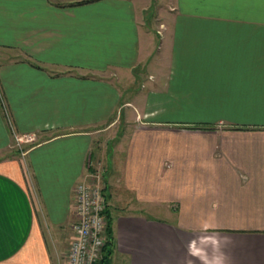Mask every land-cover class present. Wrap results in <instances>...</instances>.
Instances as JSON below:
<instances>
[{
  "label": "crops",
  "instance_id": "obj_1",
  "mask_svg": "<svg viewBox=\"0 0 264 264\" xmlns=\"http://www.w3.org/2000/svg\"><path fill=\"white\" fill-rule=\"evenodd\" d=\"M156 2L0 0L3 99L41 134L2 158L0 106V264H67L94 170L108 264H204L192 241L210 264H264V0H174L161 24Z\"/></svg>",
  "mask_w": 264,
  "mask_h": 264
},
{
  "label": "built area",
  "instance_id": "obj_2",
  "mask_svg": "<svg viewBox=\"0 0 264 264\" xmlns=\"http://www.w3.org/2000/svg\"><path fill=\"white\" fill-rule=\"evenodd\" d=\"M0 106L5 112L10 129L13 130L1 88ZM13 134L16 146L20 149L37 142L36 134L22 137L17 132ZM103 174L102 170L88 172L85 179L73 190L74 239L66 256L67 264H98L102 257L107 241L106 211L108 207L103 187Z\"/></svg>",
  "mask_w": 264,
  "mask_h": 264
},
{
  "label": "rangeland",
  "instance_id": "obj_3",
  "mask_svg": "<svg viewBox=\"0 0 264 264\" xmlns=\"http://www.w3.org/2000/svg\"><path fill=\"white\" fill-rule=\"evenodd\" d=\"M156 1H157L156 2V5L153 4V10L150 11V8H149L147 10V12H148L149 15L151 14V12L153 13V11L156 12V16H158V18L161 20V22H159V24H161L163 21L165 22V19L166 18H164L163 16H161L162 17L161 18V17H159V15L161 13L164 14V13H167L168 11H170L173 8L174 0H156ZM147 17H150V16H147ZM157 24H158V22H156L154 19H152L151 26L152 27H155ZM157 45H158V41H157ZM130 86L131 87H130L129 90L131 91V93H130V95L129 94H125V97H124L125 99H127V98H131L132 99L131 96L133 94H135L138 89L140 90V86H137L136 84H131ZM5 105H6V108H7V103H5ZM3 116H4L5 121L7 122V118H6V115H5V112L4 111H3ZM9 116H10V120L12 121V124H13L14 129L11 130L10 127H9V125L7 124L8 122L6 123L7 124L6 127L8 126L7 129H9V132L10 133L8 132L9 134H8V140H7L8 143L6 144L7 146L2 150V156H3L2 158L15 157V158H18V159H20V158L21 159H25L26 158L25 156L29 153V151L31 150V148L33 146H35L37 143H35L34 145H28V146L26 145V147L24 146L22 149L18 148L16 146L15 138H14V134L13 133L14 132L15 133L17 132L21 137L22 136L29 135V134H33V133H30V132H21L14 125V122H13V119H12L10 113H9ZM36 136H37L36 140L37 141L40 140L41 134L39 133ZM97 137H98L97 144H100V145L103 144L104 143V139H106V135L103 134V136H101V134L98 135V133H96L95 134V138H97ZM101 137H103V138H101ZM38 142H40V141H38ZM28 158L29 157L27 156L26 159L28 160ZM147 213H148L147 216L150 215L152 217H156V218H159V219H162V220H170V218L167 217L164 213H156V211H153V210H149V211H147Z\"/></svg>",
  "mask_w": 264,
  "mask_h": 264
},
{
  "label": "clouds",
  "instance_id": "obj_4",
  "mask_svg": "<svg viewBox=\"0 0 264 264\" xmlns=\"http://www.w3.org/2000/svg\"><path fill=\"white\" fill-rule=\"evenodd\" d=\"M208 241H210L218 249L219 246L218 240L212 238H207V239L201 238V243H206ZM188 251L190 255L202 259L204 261V264H210L209 261L204 260V257L202 256L203 249L197 247L196 241L190 242L188 246ZM211 264H223L222 258L221 257L215 258L214 261L211 262Z\"/></svg>",
  "mask_w": 264,
  "mask_h": 264
},
{
  "label": "trees",
  "instance_id": "obj_5",
  "mask_svg": "<svg viewBox=\"0 0 264 264\" xmlns=\"http://www.w3.org/2000/svg\"><path fill=\"white\" fill-rule=\"evenodd\" d=\"M110 227H111V221L107 217V228H106V236H107V241L105 244V247L103 248L102 252V257L99 260L98 264H108L110 260V255L112 251V233L110 232Z\"/></svg>",
  "mask_w": 264,
  "mask_h": 264
}]
</instances>
